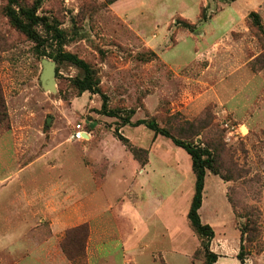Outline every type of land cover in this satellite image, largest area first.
<instances>
[{
  "label": "rangeland",
  "instance_id": "obj_1",
  "mask_svg": "<svg viewBox=\"0 0 264 264\" xmlns=\"http://www.w3.org/2000/svg\"><path fill=\"white\" fill-rule=\"evenodd\" d=\"M6 4L0 0V264H42L57 250L72 264H206L188 220L191 157L133 126L139 120L214 148L231 181L206 177L201 220L241 236L250 215L258 232L251 241L245 235L244 264H264V0H43L38 15L57 23L63 42L40 25L42 48L10 24ZM60 50L92 68L98 92L80 94L84 71L56 61ZM43 60L56 63L53 86L42 85ZM105 109L135 114L122 126ZM78 126L88 133L83 141L71 139ZM119 136L149 151L146 166ZM53 187L56 198L69 189L73 198L50 214ZM64 206L72 214L61 225ZM81 226L88 233L79 251L78 234L66 233Z\"/></svg>",
  "mask_w": 264,
  "mask_h": 264
},
{
  "label": "trees",
  "instance_id": "obj_2",
  "mask_svg": "<svg viewBox=\"0 0 264 264\" xmlns=\"http://www.w3.org/2000/svg\"><path fill=\"white\" fill-rule=\"evenodd\" d=\"M7 4L4 7L5 16L8 18L10 24L20 33H22L26 38L35 43L36 48H42L47 43V37H43L41 33L38 31V27L42 25L46 32L52 35V38H56L59 40V43L63 42V34L59 30L58 25L55 21H51L46 16H39L38 9L41 7L43 0H35L32 5L28 6L26 0H6ZM119 0H103L104 5H112ZM236 1V0H232ZM250 19L256 24L257 27L262 28L261 19L258 14L255 12H251L249 15ZM188 28H194L190 24H186ZM45 55V54H43ZM59 62H69L76 67L80 68L84 71L85 77L82 80H78L76 85L78 86L80 94L85 93L86 91L90 92H98L97 85L98 82L95 78V74L92 68L83 60L78 58L76 55H73L68 52H64L62 50L59 51L57 56L54 58ZM106 108V107H104ZM5 102L2 97V90L0 87V123L5 120ZM104 114L109 117L120 118L121 115L119 111L116 110H104ZM129 116L126 118L121 117L122 126L129 125L131 117L135 114L133 110H129ZM133 126H145L154 134V138L158 136L166 137L170 139L177 147L184 149L191 157L192 160V170L195 175V191L191 201L190 210L188 213V220L190 225L194 231V233L201 240V247L206 255V264H215L218 260V256L211 251V243L215 238V232L211 225L205 224L201 220L200 210L203 205L204 200V191L206 184V177L208 173L216 175L220 177L224 182H228V180L224 176L220 174L219 169L217 168V160H216V152L213 147L202 146L201 144H195L180 137L172 134L168 129L160 127V125L155 121H146L139 120ZM126 145H129L128 139L123 136H119ZM129 149L135 159L140 163L141 166H146L149 161V151L140 148L137 146L129 145ZM229 202L232 206V202L229 199ZM258 223L254 222L250 215L246 216V225L244 231L241 232V247L240 252L238 254V260L241 264L245 262V249H244V238L247 234L249 236L248 240L255 236L258 232L256 227ZM88 230L87 226H81L78 229H70L66 233L68 239H71L74 234H78L79 236V244L77 250L81 251L83 249L81 240L86 239ZM66 236V237H67ZM85 237V238H84ZM64 252L67 257L72 261H75V255L73 256L72 252H68L67 249Z\"/></svg>",
  "mask_w": 264,
  "mask_h": 264
},
{
  "label": "crops",
  "instance_id": "obj_3",
  "mask_svg": "<svg viewBox=\"0 0 264 264\" xmlns=\"http://www.w3.org/2000/svg\"><path fill=\"white\" fill-rule=\"evenodd\" d=\"M209 174H211V173H208V175ZM219 181H220V178H219ZM220 185L221 184H219V186ZM223 187H225V189H226V187H228V186H227V184L221 185V188H223ZM205 188H206V184H205ZM58 194L59 193H57V188L56 187H53L52 189H50V199H53V201L50 202L48 200V202H45L46 204L50 203L49 207L47 205V208H48V211H49L50 214H55V213L58 212L57 209H56V204L60 201V199H62L64 201L65 205L67 203H71L72 202L73 189H69L68 192L65 190L63 194L60 193L61 196L59 195L60 196L59 198H56V197H58ZM51 197H53V198H51ZM205 202L206 201L203 200L202 207L204 206ZM60 204H62V202H60L58 205H60ZM64 207H65V211L63 213V216H61V218L64 219V222L63 223L61 222V225H66L67 224L66 222L68 221L67 219H69L71 217V214H72L71 206L69 207V209H67V206H64ZM32 214H34V213H32ZM233 228L235 229V232L233 233V230H231L229 232L232 235H227L228 232H225V231H221V232L217 233L214 230L215 238H214V240L211 243V251L218 256V260H217V262L215 264H241L240 261L238 260V254L240 252L238 248L241 247V236H240L239 231L234 226H233ZM66 229H68L67 226H66V228L64 230L66 231ZM25 235H26L25 233L22 234L21 239H20L21 242H25L26 241L25 240V238H26ZM3 239H5V238L4 237L0 238V241H2ZM23 247L24 248L22 249V252L25 254L24 256H26V257L27 256H31V255H29V253H27V252H30L31 248L30 247L27 248L26 244L25 245L23 244ZM228 250H230L231 252L228 253L227 252ZM57 252L55 254L53 252L49 253V258L47 260H44V261L42 260V261H39V262L42 263V264H72L64 256V254H62L58 250H57ZM231 253H233V254H231ZM153 259L155 260V258H153ZM132 261L134 262V259H131V258L125 259L124 260V264H130Z\"/></svg>",
  "mask_w": 264,
  "mask_h": 264
},
{
  "label": "water",
  "instance_id": "obj_4",
  "mask_svg": "<svg viewBox=\"0 0 264 264\" xmlns=\"http://www.w3.org/2000/svg\"><path fill=\"white\" fill-rule=\"evenodd\" d=\"M44 70L41 74V82L43 86L52 85L53 77L56 74V63L43 60Z\"/></svg>",
  "mask_w": 264,
  "mask_h": 264
},
{
  "label": "built area",
  "instance_id": "obj_5",
  "mask_svg": "<svg viewBox=\"0 0 264 264\" xmlns=\"http://www.w3.org/2000/svg\"><path fill=\"white\" fill-rule=\"evenodd\" d=\"M85 136H88L86 130H82L81 127L78 126V130H76L75 133L71 136V139L75 141H83L86 138Z\"/></svg>",
  "mask_w": 264,
  "mask_h": 264
}]
</instances>
